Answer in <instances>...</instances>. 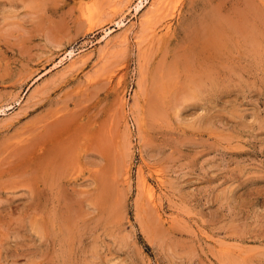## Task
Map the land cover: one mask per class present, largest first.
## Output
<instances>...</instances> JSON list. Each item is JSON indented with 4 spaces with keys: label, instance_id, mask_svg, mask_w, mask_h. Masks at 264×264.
I'll use <instances>...</instances> for the list:
<instances>
[{
    "label": "rangeland",
    "instance_id": "rangeland-1",
    "mask_svg": "<svg viewBox=\"0 0 264 264\" xmlns=\"http://www.w3.org/2000/svg\"><path fill=\"white\" fill-rule=\"evenodd\" d=\"M137 2L0 0V264H264V0Z\"/></svg>",
    "mask_w": 264,
    "mask_h": 264
},
{
    "label": "bare ground",
    "instance_id": "bare-ground-1",
    "mask_svg": "<svg viewBox=\"0 0 264 264\" xmlns=\"http://www.w3.org/2000/svg\"><path fill=\"white\" fill-rule=\"evenodd\" d=\"M145 2V0H138V2L135 4V6H134V9H135V11H138V10H140L141 9V7L143 6V3ZM122 26H124V21L122 20V18L120 19V20H118L116 23H115V27H117V28H120V27H122ZM112 31V28L110 29H104V36L106 37V36H108L109 35V33ZM103 36V35H102ZM72 54V53H71ZM70 55V54H69Z\"/></svg>",
    "mask_w": 264,
    "mask_h": 264
}]
</instances>
